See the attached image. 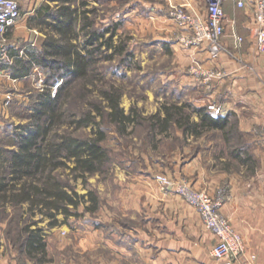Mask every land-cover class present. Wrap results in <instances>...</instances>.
Segmentation results:
<instances>
[{
    "label": "trees",
    "instance_id": "1",
    "mask_svg": "<svg viewBox=\"0 0 264 264\" xmlns=\"http://www.w3.org/2000/svg\"><path fill=\"white\" fill-rule=\"evenodd\" d=\"M49 1L54 4L40 6L28 19L30 28L43 33L41 43L9 45L7 58L1 64L16 80L27 79L35 68L45 75L44 87L34 95L28 122L17 126L12 146H0V214L14 209L19 223L12 240L10 228L6 230V239L36 264L46 262L47 257L46 235L39 221L46 218L51 228L66 224L70 217L94 215L100 207L93 190L79 193L65 178L85 181L103 171L110 161L100 121L108 118L123 133L141 119L136 109L126 113L120 106L119 87L95 84L101 60L130 55L126 40L117 32L119 23L105 28L96 26L91 18L96 10L88 8L85 0ZM75 80L81 83L78 98L86 105L79 114L65 105ZM95 90L97 96L86 101ZM193 114L198 120L192 119ZM230 116L212 112L208 107L171 101L161 103L145 121L151 134L169 133L177 128L184 136L197 137L214 129L221 131L229 143L238 132L237 125L230 124ZM70 127H90L91 133L75 135L68 130ZM232 150L241 163L250 162V156H239L243 154L241 146ZM37 215L39 219H35ZM59 215L63 217L61 221Z\"/></svg>",
    "mask_w": 264,
    "mask_h": 264
},
{
    "label": "rangeland",
    "instance_id": "2",
    "mask_svg": "<svg viewBox=\"0 0 264 264\" xmlns=\"http://www.w3.org/2000/svg\"><path fill=\"white\" fill-rule=\"evenodd\" d=\"M16 1L20 6L21 18L17 23L18 27L16 26L8 32V44L19 46L25 42V39L40 42L43 39V33L37 29V32H30L28 35V19L40 6H51L54 2L49 0ZM85 1L88 8L96 10L94 14H91L96 26L105 28L113 23H119L117 32L121 39L126 40L127 53L130 54L124 58L116 56L111 61L101 60L98 64L95 84L97 87L111 84L119 87L122 93L120 106L126 113L131 109H136L141 119L136 125L129 126L123 133L119 132L117 126L108 118L100 121L102 129L106 133L103 144L109 151L110 161L105 165L103 171L88 176L85 181L80 178L73 180L64 176L69 179L76 191L86 193L88 190H93L99 198L100 206L106 208V205L111 204L115 207L119 201V195L116 192L120 186L127 184L150 185L152 178L158 174L179 179L166 172V167L172 165L174 158L195 156L200 152L202 158L212 164L217 171H226L227 179L221 182V189L219 193L217 192V197L220 196L223 199L225 195H228L230 192L229 181H231L236 187V193L231 191L230 196L238 197L251 207L254 204L256 206L264 204V132L261 122L254 124L248 131L238 129V132L228 143L221 131L214 129L205 130L197 137L184 136L177 128L171 129L169 133L151 134L148 123L145 121V118L154 114L163 102H187L195 106L193 94L190 97L188 95L189 92L191 93L190 88L181 89L180 95L179 88L170 85L168 81V76L174 70L175 65L172 52L168 51L166 45L180 43L183 30L174 15L182 6L171 4L169 0ZM13 30H18L19 34L14 35ZM194 65L195 62L190 63L183 68L182 72L195 77L196 75L191 72ZM44 78V71L36 68L27 79L13 80L8 84L0 85V92L4 91L3 105L6 108V116H0L2 117L0 146H12L17 126L28 122L34 95L36 91L44 87ZM80 84L78 80L71 83L68 101L65 104L67 109L77 114L86 107L85 102L78 98ZM55 86L57 87V85ZM89 88H92V85ZM95 96H97L96 90L92 94H88L86 101L95 98ZM195 117L196 114H193L192 119L195 120ZM230 117V124L237 125V118ZM62 129L63 127L59 130ZM68 130L80 136H87L91 133L90 127H70ZM234 146H241L243 154L239 156L242 158L250 156V162L241 163L232 154ZM17 214V211L11 208L7 209L6 215L0 214V238L9 242L19 264H27L25 254L22 251L19 253L18 248L12 241H7L5 235L6 230L10 228L9 238L11 240L14 238L15 230L19 225L14 218ZM59 217L62 216L59 215ZM39 218V215L35 217V219ZM75 221H68L66 224L69 226L71 224L73 228L74 226L82 227L86 223L93 225L100 223L99 215L96 213L94 215L86 213L81 219H75ZM47 224L46 218L38 222V225L44 228L47 245L50 244L44 264H57L58 258H66L68 254L66 249L59 252L50 243L47 235L51 233L52 227L48 228ZM66 234L62 232V235Z\"/></svg>",
    "mask_w": 264,
    "mask_h": 264
},
{
    "label": "crops",
    "instance_id": "3",
    "mask_svg": "<svg viewBox=\"0 0 264 264\" xmlns=\"http://www.w3.org/2000/svg\"><path fill=\"white\" fill-rule=\"evenodd\" d=\"M169 1L188 11H203L200 0ZM224 11L222 42L229 54L222 53L214 60L204 48H185L180 43L166 45L175 65L168 81L179 88L180 95L181 89L190 88L191 93H187L189 97L193 94L195 106H218L220 115L235 116L237 128L248 131L262 122L264 116V53L254 47L255 21L250 8L239 9L227 1ZM28 31L30 35L36 29L29 27ZM13 34H19L18 30H13ZM238 36L243 38L239 43ZM41 41L25 39L24 43L39 45ZM193 62L201 69L195 77L182 72ZM1 64L0 85H4L13 79ZM206 72L221 75L207 77ZM3 92H0V116H6ZM194 119L198 120V116ZM166 172L175 178H184L194 188L206 190L213 197H217L221 182L227 179L226 171H217L200 152L195 156L174 158ZM229 182V193L235 194L236 187ZM116 193L119 195L117 206L101 205L96 212L99 224L52 227L47 238L59 252L66 249L68 254L66 258H58L57 264H218L211 254L216 244L215 235L182 197L174 192H163L155 177L150 185L127 184L120 186ZM229 193L222 199L221 212L241 234L245 244L235 264H264V204L247 206L249 204ZM68 221L75 218L70 217ZM62 232L67 234L62 235ZM0 243V264H19L8 242L0 238ZM26 263L36 264L28 258Z\"/></svg>",
    "mask_w": 264,
    "mask_h": 264
},
{
    "label": "built area",
    "instance_id": "4",
    "mask_svg": "<svg viewBox=\"0 0 264 264\" xmlns=\"http://www.w3.org/2000/svg\"><path fill=\"white\" fill-rule=\"evenodd\" d=\"M203 11L186 10L184 6L176 11L174 17L182 27L180 43L188 48H204L211 59L216 60L220 54L229 51L222 42L225 31L224 4L231 1L236 8H250L253 13L254 47L264 53V0H200ZM187 2V0H186ZM21 18L20 6L16 0H0V63L7 58L8 32L11 31ZM243 40L238 36L236 41ZM36 69V68H35ZM195 75L201 69L195 64L191 70ZM207 77L219 72H206ZM16 80V79H13ZM53 95L56 86L53 87ZM208 108L220 113L218 106L209 105ZM264 132V116L262 118ZM155 179L160 183L163 192H174L189 203L200 215L204 225L215 235L216 244L211 254L218 264H235L243 254L245 244L241 234L234 228L231 221L221 212L222 199L213 197L206 190H199L185 179H173L164 174H158Z\"/></svg>",
    "mask_w": 264,
    "mask_h": 264
}]
</instances>
